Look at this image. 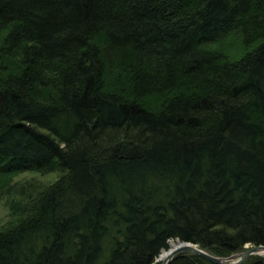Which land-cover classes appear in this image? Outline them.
Segmentation results:
<instances>
[{
  "label": "trees",
  "instance_id": "16d2710c",
  "mask_svg": "<svg viewBox=\"0 0 264 264\" xmlns=\"http://www.w3.org/2000/svg\"><path fill=\"white\" fill-rule=\"evenodd\" d=\"M233 32L237 54L221 45ZM24 170L57 177L12 182ZM13 193L0 264L264 244V0H0V197Z\"/></svg>",
  "mask_w": 264,
  "mask_h": 264
},
{
  "label": "rangeland",
  "instance_id": "374dc122",
  "mask_svg": "<svg viewBox=\"0 0 264 264\" xmlns=\"http://www.w3.org/2000/svg\"><path fill=\"white\" fill-rule=\"evenodd\" d=\"M240 39L241 36L238 39L237 33L233 32L223 41L221 45H223V47H229V49H231L232 47L237 48L236 50L231 51L232 53L237 54L238 48L242 46L240 43ZM56 177V172L40 173L35 170H24L14 174L12 177V182L19 184L33 182L39 185H46L47 183L54 181ZM11 195L12 196L3 194L0 197V228L11 225V223L17 220L18 218L17 213L13 212L10 208V200L12 199L11 197L19 198L20 196L16 193H13ZM260 255H264V253H261ZM156 259L161 262L159 257H157Z\"/></svg>",
  "mask_w": 264,
  "mask_h": 264
},
{
  "label": "water",
  "instance_id": "95a60500",
  "mask_svg": "<svg viewBox=\"0 0 264 264\" xmlns=\"http://www.w3.org/2000/svg\"><path fill=\"white\" fill-rule=\"evenodd\" d=\"M167 256L162 260L161 264H169L172 257L177 253L192 252L204 256L205 258L217 264H241L247 257L254 253L264 252V244H255L246 247L244 250L237 253H232L227 256L216 255L199 247L196 243L187 240L175 239L173 243L168 242Z\"/></svg>",
  "mask_w": 264,
  "mask_h": 264
},
{
  "label": "bare ground",
  "instance_id": "6f19581e",
  "mask_svg": "<svg viewBox=\"0 0 264 264\" xmlns=\"http://www.w3.org/2000/svg\"><path fill=\"white\" fill-rule=\"evenodd\" d=\"M174 241H175V240H174ZM174 241H169V242H170V243H173ZM251 246H252V245H251ZM246 247H249V246L246 245L245 248H246ZM167 248H168V247H167ZM167 253H168V252H167V249L162 250V252H161L160 255H159V258H160L161 262H162L163 259L166 258ZM236 253H237V252H236ZM261 253H264V252L261 251ZM261 253H254V254H261ZM196 254H197V253H196ZM172 258H173V257H172ZM247 258H248V257H247ZM245 260H246V259H245ZM245 260H244V261H245ZM244 261H243V262H244ZM169 263H170V262H169ZM214 263H215V262H214ZM216 264H217V263H216Z\"/></svg>",
  "mask_w": 264,
  "mask_h": 264
}]
</instances>
